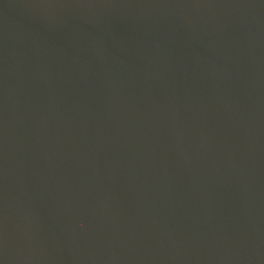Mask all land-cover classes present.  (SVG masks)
Returning <instances> with one entry per match:
<instances>
[{
  "label": "water",
  "instance_id": "obj_1",
  "mask_svg": "<svg viewBox=\"0 0 264 264\" xmlns=\"http://www.w3.org/2000/svg\"><path fill=\"white\" fill-rule=\"evenodd\" d=\"M0 264H264V0H0Z\"/></svg>",
  "mask_w": 264,
  "mask_h": 264
}]
</instances>
